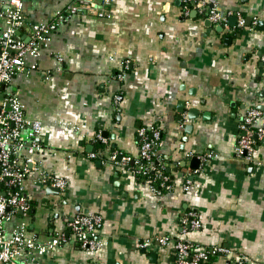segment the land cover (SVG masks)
Returning a JSON list of instances; mask_svg holds the SVG:
<instances>
[{
	"label": "crops",
	"instance_id": "obj_1",
	"mask_svg": "<svg viewBox=\"0 0 264 264\" xmlns=\"http://www.w3.org/2000/svg\"><path fill=\"white\" fill-rule=\"evenodd\" d=\"M8 1L0 0V10ZM23 1L29 24L51 22L72 4ZM217 2L246 26H232V18L229 29L213 25L196 11L185 16L179 0H82L37 69L5 87L43 127L42 150L33 156L39 170L31 167L24 183L32 209L5 224L7 235L25 224L29 236L47 243L75 215L103 218L98 251L71 238L29 264H173V247H144L162 236L229 248L211 264H235L240 255L244 264H264V140L253 163L235 154L246 113L264 114V0ZM5 28L0 18V37ZM152 124L162 128L159 152L174 181L161 196L111 160L116 153L137 157V131ZM208 153L210 160L190 167ZM27 157L20 155L21 166ZM41 171L64 179L66 190L54 195L37 181ZM191 210L201 228L184 233L180 220Z\"/></svg>",
	"mask_w": 264,
	"mask_h": 264
},
{
	"label": "built area",
	"instance_id": "obj_2",
	"mask_svg": "<svg viewBox=\"0 0 264 264\" xmlns=\"http://www.w3.org/2000/svg\"><path fill=\"white\" fill-rule=\"evenodd\" d=\"M113 0H103L104 5H110ZM185 16L196 11L202 18L213 25L229 29L230 18H237V26H246L245 18L234 11L222 12L217 0H179ZM78 3L82 0H72L65 11L56 13L54 19L47 23L29 24L24 12L23 0H9L0 10V18L6 23V28L0 37V264H29L35 254H46L51 249L67 244L71 238L82 250L98 251L103 243L98 228L103 222L100 215H75L65 225L66 232H61L53 240L42 243L35 236H29L25 224L16 227L11 236L5 230V224L18 213L27 215L32 209L24 183L33 170H39L33 156L42 150L38 138L43 127L39 121L28 118L26 107L20 98L4 91L5 87L19 75H29L37 69L38 59L49 46L52 35L60 25L66 23L78 12ZM99 16H104L100 14ZM22 31V32H21ZM62 62L60 56H56ZM30 61H32L30 63ZM264 62V57L262 58ZM129 68V63L125 69ZM126 73L118 74L120 80ZM264 121V114L257 108L250 109L241 125V135L237 139L235 154L247 163L254 162L258 143L264 140V124L257 126L258 121ZM102 142H107L99 136ZM139 154L137 157L113 154L112 161H117L130 168L135 175L147 183L156 195L171 192L174 187L170 176L165 173V165L160 156L162 145V128L158 124L142 126L137 131ZM26 152L25 165H20L19 158ZM95 158V154L90 155ZM213 157L212 153L199 156L201 162ZM37 181L60 191H65L67 182L46 171H41ZM189 182L184 189L188 190ZM182 231L199 230L201 220L197 212L188 211L180 220ZM158 243L162 247H173L175 260L173 264H211L216 259L228 257L229 248L217 245L205 247L186 239H174L168 236L148 240L144 245L150 248ZM247 257L240 255L234 259L235 264H244Z\"/></svg>",
	"mask_w": 264,
	"mask_h": 264
},
{
	"label": "water",
	"instance_id": "obj_3",
	"mask_svg": "<svg viewBox=\"0 0 264 264\" xmlns=\"http://www.w3.org/2000/svg\"><path fill=\"white\" fill-rule=\"evenodd\" d=\"M193 14H195L196 15V13L194 12ZM236 18H232L231 20H230V23H231V25L232 26H235L236 25ZM220 29V28H219ZM22 32V31H21ZM181 122H184V120L183 119H181ZM189 128V127H188ZM120 160H121V156H119L118 157V159H117V161L118 162H120ZM200 165H201V162H200V160L197 158V157H194L192 160H191V165H190V167L192 168V169H194V170H197L199 167H200ZM50 189H53V191H52V193L54 194V195H59L60 194V190L59 189H57V188H55V187H51Z\"/></svg>",
	"mask_w": 264,
	"mask_h": 264
},
{
	"label": "trees",
	"instance_id": "obj_4",
	"mask_svg": "<svg viewBox=\"0 0 264 264\" xmlns=\"http://www.w3.org/2000/svg\"><path fill=\"white\" fill-rule=\"evenodd\" d=\"M101 146H102V145H101ZM102 147H104V146H102ZM165 173H166V174H169V173L167 172V170H166V169H165ZM170 178H171V179H170V180H171V181H170V183H172V184H173V182H174V181L172 180V177H170Z\"/></svg>",
	"mask_w": 264,
	"mask_h": 264
}]
</instances>
